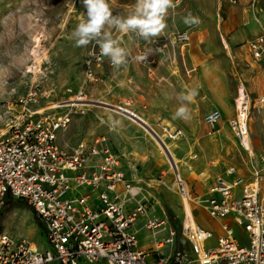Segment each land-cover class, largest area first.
<instances>
[{"label":"built area","instance_id":"2783aa9c","mask_svg":"<svg viewBox=\"0 0 264 264\" xmlns=\"http://www.w3.org/2000/svg\"><path fill=\"white\" fill-rule=\"evenodd\" d=\"M228 1L232 5L240 2ZM259 1L252 0L253 6ZM144 41L135 36V58L152 72L157 60L148 54ZM146 41L159 55H165L173 46L187 47L191 35L181 31L165 36L162 30L160 38ZM247 47L254 60L264 59V35L251 40ZM91 49L84 61V77L85 84L96 85L102 82L98 70L105 63L114 66L94 42ZM262 78L264 82V70ZM246 97L249 118L251 100L247 93ZM42 100L40 90L33 89L9 107L10 122L0 135V216L10 200L25 202L40 219L48 248L38 251L25 239L1 233L0 264H264V175L253 161L249 177L238 175L237 168L230 167L208 189L203 209L210 219L222 222V234L214 245L210 242L214 232L185 220L180 232L171 228L166 240L155 243L153 254L157 258L150 262L148 254L139 250L138 235L131 228L140 217L148 215L152 202L127 210L125 202L136 198L138 191L120 170L119 156L104 138L80 142L71 150H63L59 138L75 118L85 117L89 107L95 105L126 116L149 134L162 151L167 167L160 171L157 182L164 186L171 178L172 189L185 210L187 200L194 203L197 199L192 197L172 149L173 143L184 138L182 130L150 124L131 109L130 101L112 107L89 99L83 91L47 108H40ZM253 107L264 110V90ZM221 120L219 110L204 118L211 132L218 130ZM248 124L238 118L230 123L236 140L250 156ZM196 158L193 155L189 160ZM118 186L123 187L122 193L117 191ZM164 226L163 221L149 219L146 229L155 234ZM237 228L247 234V244L237 238ZM179 234L190 251L177 249L167 258L160 255L165 245L176 244Z\"/></svg>","mask_w":264,"mask_h":264},{"label":"crops","instance_id":"0c3cea01","mask_svg":"<svg viewBox=\"0 0 264 264\" xmlns=\"http://www.w3.org/2000/svg\"><path fill=\"white\" fill-rule=\"evenodd\" d=\"M247 1L248 0H244V3H247ZM254 6L257 7L252 6V9L244 8L239 10L236 9V7H229L230 17L224 26V31L228 33L234 29L236 25H244L245 29L235 33L228 42L224 39L223 35H221L222 46L227 53V56L225 58L223 57L221 61L224 62L227 60V62L231 61L233 64V60H236L239 65H243L247 62V67L257 72L252 76V82H259L260 84L256 94L258 98L264 90L262 78L264 62L259 63V61L254 60L247 46L249 42H251L249 39L252 37L264 35V0H260ZM258 8H260V10H258ZM236 13L237 17L235 16ZM180 29L183 28L174 27L175 31H179ZM190 35L191 42L187 47L176 46L173 49L176 50L177 48L183 54L186 52L190 53L192 50V42L198 44L200 41H208L210 37L203 31L192 32ZM216 37L217 35L215 34L214 38L216 39ZM157 38H160V34ZM144 45L148 54L157 60V65L153 67L152 72H149L147 68L140 64L138 58H135L137 51L134 45L131 50L127 51L128 56L126 64L117 68L115 66L110 67L108 63H105L103 65L104 68L98 71V75H103V78L100 84L93 86L95 101L109 104L112 107L123 105L124 102H122V100L126 103L130 101L132 102L131 109L150 124L151 122H157L156 124H163L173 129L182 130L184 138L172 144L173 153L175 152L174 155L179 159V162L196 155V159L191 161L188 159L187 165H189V169H194V175L188 182V186L193 198L206 200L208 189L214 179L219 176H225V172L228 168L235 167L227 166L224 168L227 164L225 158L229 156V151L225 146V137L219 135V133L221 131L220 123L224 115L223 109L228 100L233 99L236 95L232 92L228 93L223 90L221 71L216 69L212 57L210 58L209 56L196 53L194 55L189 54L190 56L180 59V63L182 66L184 65L186 69V71L184 70L186 77L183 79L185 85H183L182 77H175L177 69L174 64L177 59L170 53L171 48L165 55H159L151 42L145 40ZM198 67L200 70H198ZM227 71L230 73L233 72L230 68H228ZM241 71L243 72V70ZM247 75L249 76V74ZM261 86L262 90L260 91ZM193 89L196 91V95L191 102H182L179 99L182 93L187 94L189 90ZM206 89L212 94L211 99L207 98ZM214 100L219 104L216 107L214 105ZM235 100L236 98L234 99V104ZM182 104L189 109L190 118L187 120L175 116L177 109ZM93 107L97 108L96 110H92L95 119L91 118L90 114L88 116L86 115L90 117V122L85 121V117L75 118L69 129L60 135L59 146L63 150H71L80 142L91 143L101 138L107 141V145L120 158V170L126 175V178L133 181L138 191L136 198L125 202L127 210L132 211L138 206L137 204L140 203L147 201L152 202L148 215L142 216L145 218L136 221L131 228V232L137 233L139 250L147 253L148 260L153 262L157 258L153 254L156 249L155 243L166 240L169 237L171 228H176L178 232H180L179 228L180 225H182V223L176 224L171 219L172 215L170 211L168 208L165 209L160 202L161 200H171L169 203H171L172 206L178 202L177 200H181L180 197L174 189H172L171 185H168V181L164 186H161L158 184L157 178L156 180L154 179L156 172L159 174L160 171L167 167V161L162 154L157 153V149L151 138L148 137L137 124L131 122L126 116L106 107L104 108L98 105ZM213 110H219L222 114V120L216 132H211L210 128L204 122L206 114ZM89 112L90 110L88 109V113ZM112 112H114V114H112ZM97 118H100L102 123L98 122ZM238 145L240 146L239 142ZM174 146L177 147L174 148ZM217 156L223 160L219 168L215 166L212 159H215ZM251 157H253L252 154ZM249 160L251 162L252 159L249 157ZM135 166L139 172L136 171ZM141 167L143 172L140 171ZM237 170L238 175L249 177L248 165L246 167V174H243L238 168ZM181 172L183 174V170H181ZM117 191L122 193L123 187L118 186ZM157 206L160 209L159 212L156 215H151V210ZM17 207H19V205H13L4 210L0 218L8 213L10 209H16ZM185 207L188 208L187 203ZM189 207H191L189 208L191 211L193 207L191 205H189ZM24 208L33 214L27 207ZM174 208L173 206V211H175ZM178 211H181L183 214L184 209H178ZM202 213L200 217L207 218L208 220L210 219L204 210ZM192 216L194 222L202 227L199 221L200 217L194 218L193 210ZM149 219L163 221L165 222V226L155 234H152L151 231L146 229V224ZM185 219L186 212L184 220ZM216 222L220 223V225L222 223L220 221ZM40 231H42V228H40ZM2 234H5V232ZM218 236H220V234H215L214 239L210 241L212 245L215 244ZM176 241L174 246L165 245L164 248L160 250V255L167 258L177 249H183L187 252L190 251L189 244L181 235H178ZM35 248L38 251H45L47 249L37 246H35Z\"/></svg>","mask_w":264,"mask_h":264},{"label":"rangeland","instance_id":"374dc122","mask_svg":"<svg viewBox=\"0 0 264 264\" xmlns=\"http://www.w3.org/2000/svg\"><path fill=\"white\" fill-rule=\"evenodd\" d=\"M108 3L114 15L127 16L134 10L135 0H108ZM174 5L165 17L166 27L163 32L166 36H173L172 34L181 32V30L188 31L190 34L203 31L210 36L208 41H200L198 44L192 42L190 53L183 54L177 48L176 50L173 49L176 46L171 48L170 53L177 59L174 64L177 69L175 77L181 76L182 83L185 85L183 79L186 77L184 74L186 69L180 63V59L198 53L212 57L216 69L221 71L223 90L228 93L232 92L237 96L238 89L241 86L245 88L251 100L248 134L252 152L255 154L251 157V161L259 170H262V175H264V110L253 107L260 84L259 82H252V76L257 72L247 67V62L239 65L236 60H233V64L231 61H221L223 57L227 56L222 46L221 35L228 42L235 33L245 29L244 25H236L230 32L224 31V26L230 17L229 7H236L238 10L252 9V0H248L247 3L240 0L237 5H232L228 0H174ZM85 11L81 0H0V135L5 133L4 131L10 122V105L15 104L19 98L33 89H39L43 96L44 100L41 101L40 108H47L58 101L70 100L81 91L86 93L89 99L96 100L93 94V86L95 85L85 84L84 77V61L87 59L90 50H92L93 42L87 46L77 47L75 41L70 38L71 32L85 18ZM189 13L199 18L200 23L191 26L186 25L183 20ZM175 26L183 29L175 31ZM108 30L111 31L114 38L122 40V46L127 51L134 47L136 34L120 33L114 28ZM215 34L217 35L216 39L214 38ZM258 36H254L249 40L251 41ZM263 62L264 59L259 61V63ZM200 68L198 67V70ZM228 68L233 72L227 71ZM101 78H103V75ZM261 90L262 86L260 87ZM206 92L207 98L211 99L212 94L207 89ZM236 96L228 100L223 109L224 115L220 123L221 131L219 135L225 137V146L229 151V156L225 158L227 164L224 168L235 166L243 174H246V167L247 165L250 166V156L238 145V140H236L230 125L232 120L236 118L234 110V99H238ZM122 102L126 104L124 100ZM214 105L216 107L219 104L214 100ZM96 109L95 107H89L90 112L87 116L90 114V117L95 119L92 110ZM87 116H85V121L90 122V117ZM97 121L102 123L100 118H97ZM156 123L151 122L152 125ZM147 136L153 141L157 153L162 154L153 138L149 134ZM176 147L174 146V148ZM162 156L165 158L163 154ZM188 159L189 157L179 162V159L176 158V161L180 163V168L183 170L187 183L194 175V169L190 170L189 165H187ZM212 159L215 166L219 168L223 160L219 156ZM142 170L141 167L140 171L143 172ZM136 171L139 172L137 167ZM157 175L158 172L155 173V180ZM168 182V185L172 187L171 178ZM170 201L161 200L160 202L165 209L168 208L172 215L171 219L176 224L184 222L187 208L182 214L178 209H184L182 207L183 202L177 200L178 202L171 206ZM205 201L197 199L191 204L193 207L191 212L193 210L194 218L203 214ZM173 206L175 211L172 209ZM24 207L12 208L1 217L0 234L5 232V235L8 234L14 239H25L39 248H48L46 235L43 229L40 231L42 227L36 222L34 212L30 208L32 214ZM187 207L188 209L191 208L189 204H187ZM159 210L158 206L154 207L150 214L156 215ZM142 218L145 217H140L137 221L142 220ZM207 220L203 217L199 219L205 230L222 234L220 223L212 219ZM237 237L242 243H248L247 234L240 228L237 229Z\"/></svg>","mask_w":264,"mask_h":264},{"label":"clouds","instance_id":"9594fccd","mask_svg":"<svg viewBox=\"0 0 264 264\" xmlns=\"http://www.w3.org/2000/svg\"><path fill=\"white\" fill-rule=\"evenodd\" d=\"M85 18L71 32L70 38L77 47L87 46L94 42L98 45L102 56L109 58L111 64L120 67L127 62V50L122 46V40L114 38L108 29L114 28L120 33H134L136 36L149 40L158 36L166 27L165 17L173 8L174 0H135L134 10L127 16L113 14L108 0H81ZM186 25H197L199 18L189 13L184 17ZM196 91L182 93V102H191ZM177 118L189 119V109L182 104L176 111Z\"/></svg>","mask_w":264,"mask_h":264},{"label":"bare ground","instance_id":"6f19581e","mask_svg":"<svg viewBox=\"0 0 264 264\" xmlns=\"http://www.w3.org/2000/svg\"><path fill=\"white\" fill-rule=\"evenodd\" d=\"M237 93H238V96H237L238 99L236 100V103L234 104V110H235L236 118H238L240 121H242V123L245 124V122L246 121L248 122V119H249L248 116H247V107L248 106H245L247 104V97H246L245 88L243 86H241L238 89ZM249 138L250 137H248V140L250 141ZM248 145L250 147L252 156H255V154L252 152L251 144L249 143ZM251 154H250V156H251ZM174 158H175V161H176V157H174ZM186 203L189 204V205L192 204L190 200H187L185 202V204ZM185 220H186L187 224L191 223V220L193 221L194 224H196V222H194V219H193V216H192V212L188 208L186 210V219Z\"/></svg>","mask_w":264,"mask_h":264},{"label":"trees","instance_id":"16d2710c","mask_svg":"<svg viewBox=\"0 0 264 264\" xmlns=\"http://www.w3.org/2000/svg\"><path fill=\"white\" fill-rule=\"evenodd\" d=\"M13 205L25 206V207H27L28 209H30V208L27 206V204H26L25 202H23V201H14V200H10V201L8 202V204L6 205V207H5L4 210L8 209L9 207H11V206H13ZM30 210H31V209H30ZM34 216H35V219H37L36 222H37V223L39 224V226L41 227L40 222H39L40 219L38 218L37 214L34 213Z\"/></svg>","mask_w":264,"mask_h":264}]
</instances>
